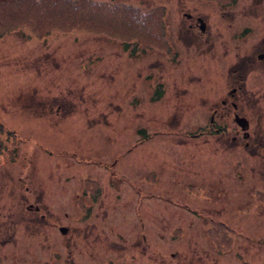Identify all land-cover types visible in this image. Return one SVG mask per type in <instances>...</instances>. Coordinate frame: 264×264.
<instances>
[{"label":"rangeland","instance_id":"1","mask_svg":"<svg viewBox=\"0 0 264 264\" xmlns=\"http://www.w3.org/2000/svg\"><path fill=\"white\" fill-rule=\"evenodd\" d=\"M3 1H13L16 7L20 4V0ZM113 1L145 10L165 9L167 31L173 29L174 47L183 54L182 67L164 63L163 57L168 58L167 50L160 48L164 44L144 38L139 40L140 47L153 44L160 49L133 58L126 57L123 43L105 33L83 29L74 32L87 33L40 29L36 38L12 31L0 39V119L17 136L4 139L21 153L13 165L0 164L1 262L44 264L53 260L51 250H61L66 261L59 264H103V260L116 261L126 255L139 256V264L158 260L167 264H243L236 261L234 252L215 257L214 253L223 249L216 241L213 248L205 236L217 219L214 215L224 214L221 219L233 225L236 235L238 231L250 238L264 237L258 234L262 232L258 206L239 207L246 197L245 187L254 186L250 159L241 153L246 165L241 170L234 158L214 153L215 148L203 137L195 141L183 132L207 126L210 110L224 95L229 65L225 57L207 58L204 67L200 60L214 52V48L208 49L210 44H215V50L220 47V52L227 44L229 20L220 12H238L247 2L228 10L218 5L222 0H203L199 9L190 3L200 0ZM8 3L3 4L6 7ZM116 12L118 16L126 14L124 10ZM188 14L206 20L205 43L196 44L186 30ZM218 15L225 23L219 31ZM116 17L115 12H105L98 16L104 22L98 26L114 37H127ZM163 31L161 22L147 29L151 34ZM48 32L51 35L46 37ZM185 50L203 56L196 63L199 68L190 63ZM120 59L134 62L123 67ZM200 76L203 81L189 88L187 83L199 81ZM159 81L169 87L164 100L154 90ZM203 96L212 102H203ZM262 118L264 122V115ZM104 123L107 128L99 127ZM143 128L145 132L138 135ZM152 131L157 135L140 144V138ZM136 144L139 146L133 152L126 153ZM0 158L9 161L5 155ZM87 159L95 163L85 164ZM156 175L158 181L151 177ZM131 179L144 190L156 189L153 193L159 194L143 203L140 212L147 222L145 229L134 208L138 194L129 183ZM91 180L106 193L89 224L77 225L74 197L88 190ZM189 183L193 186L187 187ZM253 198L255 204L264 202V195ZM176 225L188 230L185 242L170 241ZM62 226L71 227L70 236L60 234ZM145 233L152 249L142 240ZM95 235H100L106 246L83 249V238L91 243ZM114 240L119 245H113ZM259 240L244 241L243 250L249 256L246 264H260L258 260L264 264V243ZM173 253L179 258L172 259Z\"/></svg>","mask_w":264,"mask_h":264},{"label":"flooded vegetation","instance_id":"2","mask_svg":"<svg viewBox=\"0 0 264 264\" xmlns=\"http://www.w3.org/2000/svg\"><path fill=\"white\" fill-rule=\"evenodd\" d=\"M242 1L243 0H240V3H242ZM246 2L247 6L243 4L238 12H220L224 16L226 15L229 20L227 26L231 32L227 36V44L221 49V52L220 47L215 50V44H210L208 49L214 48V52L210 56H204V58L200 60L201 63V61L207 58L214 59L215 56L221 54L225 57L226 63L229 65L227 71L225 70L226 81L223 90L224 95L210 110V126L208 131L199 134H210L212 138L211 142L214 143V153L218 154L222 152L234 158L239 167L244 166V161L240 160L241 153L250 159L249 169L251 178L254 181V186L251 188L245 187L243 194H246V197L240 201L239 207L247 208L253 205L258 206V228L262 230V232L258 234L264 235V202H256V204L252 202L254 201V195H264V122H262V115H264V0H246ZM199 4H201V1L192 5L198 9ZM254 4L256 5L255 8L250 9ZM238 6L239 5L233 6L228 10H232ZM188 16L190 17V23L187 24L186 30L193 34V41L196 44L205 43L202 39L204 38L206 30L208 31L207 27L203 25L204 23L206 24V20L202 16ZM222 18L223 17L218 15L217 26H221L216 28L218 31L222 29V26L225 24ZM201 19L203 22H201ZM185 52L189 54L187 58L190 63L194 67L199 68L196 66V63L203 56H192L188 50H185ZM201 66L203 65L201 64ZM195 83V81H190L187 84L190 88ZM184 90H188L190 93L195 94L190 89ZM168 92L169 87L165 89V93L167 94ZM220 105L221 107H219ZM195 109L190 110V112ZM248 113L252 114L251 118L247 116ZM236 115L248 119V124L245 125V127L248 128L247 131L243 130L234 122L233 125H231L230 121L232 118L234 119ZM103 125L104 126L99 127L104 128L107 124L104 123ZM242 177L243 176H238V179H242ZM252 194L254 195L251 197ZM223 215L224 214L219 216L214 215V217L217 218L214 219V241L220 244L223 249L220 253H217L218 255L216 253H214V255L220 258L221 255L234 252L233 254L236 257V261L246 264L245 258L249 256L248 253L243 250L245 245L244 241H255L259 239L255 237L250 238L249 234L241 235L237 230L236 235L233 231L235 230L232 227L233 225L229 222L227 224L224 219H221ZM156 229L157 226L155 225L154 230ZM70 235L71 233L69 236ZM100 235L93 236V242L91 243L83 238V249H85L86 246L89 248H93L95 245H100L101 248L102 245L106 246ZM96 238L98 240H96ZM187 239L188 235L184 234L183 239L178 242H185ZM261 240L264 243V237L259 241ZM226 244L231 245L230 250H228ZM67 246L72 247L69 244ZM76 252L80 254L82 250H76ZM172 256L175 257L177 254L173 253ZM79 257L83 258L84 256L79 255ZM258 261L259 263L261 262L260 260ZM71 264L78 263L73 261Z\"/></svg>","mask_w":264,"mask_h":264},{"label":"trees","instance_id":"3","mask_svg":"<svg viewBox=\"0 0 264 264\" xmlns=\"http://www.w3.org/2000/svg\"><path fill=\"white\" fill-rule=\"evenodd\" d=\"M119 10L115 5L99 0H32L29 4L18 6L15 11L12 8L9 12L0 9V35L10 31L28 30L30 27L34 31L60 28L71 32L83 29L112 35L98 26L104 23L98 16H104L105 12L117 14L120 28H135V16H132L133 23L125 21L124 15L118 16L116 11ZM140 29L146 33L144 27Z\"/></svg>","mask_w":264,"mask_h":264},{"label":"bare ground","instance_id":"4","mask_svg":"<svg viewBox=\"0 0 264 264\" xmlns=\"http://www.w3.org/2000/svg\"><path fill=\"white\" fill-rule=\"evenodd\" d=\"M2 11H4V12H9L10 10H8V9H5V8H3V9H1ZM19 33H21V34H25V35H30L29 33H32L31 31H21V32H19ZM150 59V58H149ZM148 59V60H149ZM151 59H153V57H151ZM15 134H13V136H14ZM2 141H5V139L4 140H2ZM1 141V142H2Z\"/></svg>","mask_w":264,"mask_h":264},{"label":"water","instance_id":"5","mask_svg":"<svg viewBox=\"0 0 264 264\" xmlns=\"http://www.w3.org/2000/svg\"><path fill=\"white\" fill-rule=\"evenodd\" d=\"M63 231H65V230H63Z\"/></svg>","mask_w":264,"mask_h":264}]
</instances>
